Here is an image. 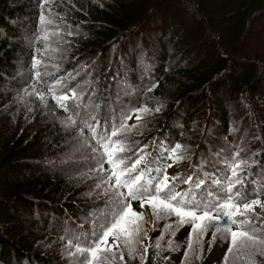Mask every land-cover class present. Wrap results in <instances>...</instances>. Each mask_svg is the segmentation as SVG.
Listing matches in <instances>:
<instances>
[{
	"label": "trees",
	"instance_id": "trees-1",
	"mask_svg": "<svg viewBox=\"0 0 264 264\" xmlns=\"http://www.w3.org/2000/svg\"><path fill=\"white\" fill-rule=\"evenodd\" d=\"M49 18L57 20L60 39L76 49L49 55L42 79L39 64L48 54L24 41L45 40L53 29L45 24ZM79 24L85 27L75 34ZM262 42L264 0H0V89L27 64L34 74L26 78L27 88L49 108L42 133L27 126L33 116L14 120V104L0 110V264H80L79 256L69 255L75 251L69 238L78 236L86 243L112 209L101 205L103 197L85 195L87 180L95 184V173L87 170L85 178L69 173L81 161L87 169L89 163L80 145L71 144L67 126L88 116L98 133L116 127L129 101L126 121L145 143L141 164L145 168L147 162L146 180L171 164L166 168L169 183L187 194L185 200L194 194L220 205L227 202L228 194L222 193L235 179L230 169L239 163L243 183L233 185L232 192L260 199L254 205L259 212L252 209L249 216L252 223L264 225ZM138 87L143 91L135 99ZM61 94L69 96L63 102L67 110L54 98ZM95 101L98 121L95 112L82 111ZM138 109L147 110L140 117L151 113L158 118L148 127L152 133L161 131L153 140L149 130L141 132L147 124L137 120ZM22 120L25 128L19 129ZM86 137L89 147L102 151L88 129ZM175 145L181 146L176 155L182 158L165 159ZM187 178L190 182H184ZM105 198L112 202V195ZM131 207L143 214L138 221L143 230L135 252L129 255L124 249V264H219L213 261L214 246L195 258L187 252L188 241L180 233H200L199 228L193 230L176 216L179 227L163 231L154 215L147 225L139 200L131 201ZM224 219L219 216L220 232ZM211 233L209 228L200 235L203 243L210 245ZM112 242L109 237L108 245ZM114 251L116 258L108 264H121L119 251ZM243 264H264V255L254 254Z\"/></svg>",
	"mask_w": 264,
	"mask_h": 264
},
{
	"label": "snow or ice",
	"instance_id": "snow-or-ice-1",
	"mask_svg": "<svg viewBox=\"0 0 264 264\" xmlns=\"http://www.w3.org/2000/svg\"><path fill=\"white\" fill-rule=\"evenodd\" d=\"M44 17L41 16V21H44ZM39 76V73H37ZM75 97V93L72 94ZM43 98V97H41ZM56 98L61 102V107L68 109V105L63 103L69 99L66 94H61ZM158 110V109H157ZM147 111L146 109L137 110V120L141 117L139 112ZM131 114L125 117L129 119ZM69 120L72 117H68ZM89 117H81V127L87 128L92 133L93 139H96L102 151L100 152L101 171H103V160H107L110 165V172L105 182H112V211L106 222L101 223L98 226V230H93L90 236L87 238L86 243L81 242L80 238H69L68 246L74 248V252H70L69 255L79 256L80 264H108L109 259L116 258V251H119V260L121 264H124V249H127L129 255L135 252V244L139 243V235L143 230L138 221L144 219L142 213H135L131 207V201L139 200L141 202V208L147 203L154 216L157 219L162 218L161 213L164 216L175 215L180 218V223H189L193 225V230L199 228L200 235L203 236L209 228L213 231V239L216 238L215 233L220 232L221 228L218 226L221 221L219 216L225 217L223 223L224 232L231 240V247L229 253H233L235 249L240 252L244 249H252V252L247 253L249 257L255 254L257 244L264 245V240L259 239L255 235L257 229L255 227H248L251 225L252 217L249 216V211L252 210L253 205H259L260 199H249L247 194H242L238 190L233 194L232 186L235 184H242L243 181L238 178L237 169L240 164L233 165L230 169L233 178L230 181L227 195V202L220 205H211L208 201L197 200L193 194L190 199L185 200L187 194L177 193L175 184L169 183V177L166 175V168L171 167V164L165 165L159 170V174L153 179L150 175L148 179H145L147 162H145V168H138L137 166L144 161V149L141 148L135 153L136 159L131 164L125 163V157L118 153L126 150V145L122 140L113 139L118 137V134H122L127 128L126 123L120 122L118 127H112L106 129L103 132L98 133L96 131V125L89 123ZM75 123V121H73ZM181 148L180 145H175L174 149L169 150V156L165 159H172L174 162L181 159V156L176 155V150ZM175 181L177 178H172ZM191 178H187L184 182H190ZM218 183V181L216 182ZM199 182L195 187H199ZM212 195V193H208ZM199 210L200 214H197L196 210ZM238 214L243 219H233V216ZM134 217L135 219H130ZM257 219H259L257 217ZM200 221L201 223H196ZM234 224L238 226L239 230H232L229 226ZM264 227V225H262ZM145 236L147 233H144ZM112 237V244L108 245V239ZM156 247H159L157 241ZM191 244L189 245V249ZM147 251V248H145ZM260 254L264 255V248L260 249Z\"/></svg>",
	"mask_w": 264,
	"mask_h": 264
},
{
	"label": "rangeland",
	"instance_id": "rangeland-1",
	"mask_svg": "<svg viewBox=\"0 0 264 264\" xmlns=\"http://www.w3.org/2000/svg\"><path fill=\"white\" fill-rule=\"evenodd\" d=\"M63 16L65 19H68L67 18L68 16L66 14L63 13ZM45 24L53 27L52 31L45 36V40L40 37H34L29 39L28 41L26 40L24 41L26 47H35V48L37 47L40 48L41 51H46L48 54L44 58L45 62L43 64H39L42 70V75H41L42 79L44 78L43 75L45 74L46 63L50 60L49 55H52L56 49H57V54L60 53V55L62 56L67 55L69 53H73L75 52L76 49V46L72 42L68 40L60 39V33L59 32L56 33V31L59 30V26H57V20L55 18H49V20ZM84 27L85 25L79 24L73 28V32L75 34H80ZM31 35L33 36L34 33H32ZM259 52L264 53L263 42L260 44ZM23 66L24 68L22 69L20 65L18 70L13 74L12 77H15L16 79L10 80L9 86H5L4 88L0 89V110H2L6 106V104H14L15 107L17 108L15 112L14 120L26 119L28 116H33L30 120H28L30 125L27 126H32L33 129L41 130L42 133L44 129H46L45 125H47V121H45V119L49 118V108L44 103L37 101L36 93L27 88L28 81H26V78L31 77L30 74H33V72L31 71L30 66L28 67L27 64H23ZM32 81L34 80L32 79ZM142 91H143L142 87H138L135 89V93L137 95L135 99H137V97L142 93ZM115 94H119V93L116 91ZM140 100L142 102H146L143 99ZM129 103L130 101L128 102V104ZM128 104L124 112L121 113L120 120L116 125V127H118L120 122L123 121L124 123H126L127 128L122 134H118V137L113 139H119L124 142V144L126 145V150L118 154L126 158L125 159L126 164H131L132 161L136 159L135 153H137V151L141 149L145 143H143V141L141 140V136L135 133L134 131L135 129L131 128L128 122L125 120V117L126 115H128L129 113L128 111L130 109L128 108ZM82 111L83 113H88V114L90 112H95V121H98L97 117L98 115H100V112H99V108L96 106V101L95 104L91 102L90 104L84 105ZM157 119H158L157 116H152L151 113L147 116H142L139 119V121L142 120L141 124L143 122L147 124L146 128L145 127L141 128V132L145 134L146 130H149L150 134H152L151 140H153L154 137L161 132V131H155L154 133H152L154 130L148 128L152 125V122L156 121ZM20 122H21V128L19 129L25 128L24 121L22 120ZM81 123L82 121L79 118L77 123H69L67 128L71 131L73 136V140L71 144H73L76 148L78 143V145H80V148L83 149V153L87 156L86 158L89 164H87L86 166L88 167V169L83 166V162L81 161L78 165L73 167L69 171V173L73 175H78L81 178H85L87 170L88 173L89 172L95 173V184L90 186L91 179L87 180V188L85 189V195L86 197L90 195L103 197L102 199L104 200H102L101 205H106L107 206L106 208H109L111 210L112 202L108 201L105 198V196L112 195V188H113L112 182H107V183L105 182L110 172V166L109 167L107 166V160H103L104 170L101 171V160H102V157L100 156L101 150L96 147L94 149L88 146L86 139L87 128H82ZM205 131L206 129L203 130L202 132L204 133ZM7 134L8 133H6V135ZM201 137H199L198 139L199 141ZM1 138H4V135L0 136V143L2 140ZM258 138H260V135L255 139L260 140ZM158 139L160 140V138ZM159 140H157V142ZM137 167L144 168L142 164L138 165ZM103 183L107 184L105 188L101 187V184ZM227 194L228 192L222 193L223 197L226 196ZM142 209L144 210L146 215L147 225L151 226V221L154 215L153 211L149 210L147 204H145V206ZM252 209L254 210V212H259L257 207L252 206ZM103 210L104 209H101L100 211ZM161 217L162 218L158 219L157 221L160 224L163 231H166L167 229L171 228V226L173 227V229L179 227L178 219L175 215L164 216L163 213H161ZM239 219H243V217L240 216ZM248 227H255L257 229L255 235L259 237V239H261V236L264 233V227H262L261 224H256L251 222V225H249ZM215 236L216 238L213 239V231H212L211 236L209 238L210 245H208L202 242L200 233H194L189 230H185L180 233V238L183 241H188V245L191 244V248L190 249L188 248L187 252L193 258H195L196 256L198 257L200 255V252L204 254L208 253L210 248L214 246L216 252L213 256V261H215L216 263L223 264V261H225L226 264H243L245 261L251 259V257H249L247 253L252 252V249H244L241 250L240 252H237L234 249L233 253L230 254L229 248L232 245L228 235L225 232H217L215 233ZM261 248H264V245L257 244L255 254H260Z\"/></svg>",
	"mask_w": 264,
	"mask_h": 264
},
{
	"label": "clouds",
	"instance_id": "clouds-1",
	"mask_svg": "<svg viewBox=\"0 0 264 264\" xmlns=\"http://www.w3.org/2000/svg\"><path fill=\"white\" fill-rule=\"evenodd\" d=\"M254 206V205H253Z\"/></svg>",
	"mask_w": 264,
	"mask_h": 264
}]
</instances>
